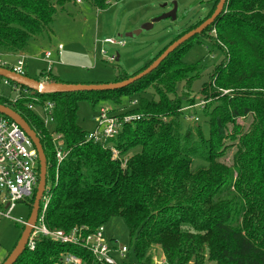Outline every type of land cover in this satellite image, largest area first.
<instances>
[{
	"label": "trees",
	"instance_id": "trees-1",
	"mask_svg": "<svg viewBox=\"0 0 264 264\" xmlns=\"http://www.w3.org/2000/svg\"><path fill=\"white\" fill-rule=\"evenodd\" d=\"M67 1L0 0V52L21 51L31 37L48 32L57 9ZM86 1L97 10L109 5V0ZM218 1L208 0L204 17L186 26L139 70L120 73L113 82L149 66L168 45L208 18ZM199 35L223 53L199 93L190 89L201 70L199 62L181 60L195 35L123 88L28 91L14 103L0 98L40 139L46 183L51 184L44 215L49 228L84 226L88 234L118 217L134 239L135 259L141 264H153L149 250L156 245L168 264H264V0H226ZM47 75L51 82L103 83ZM123 97L130 104L121 106ZM81 100L91 105L112 102L116 108L108 114L117 118V134L98 141L88 138L77 122ZM46 101L52 102L53 120L47 125L35 110ZM195 107L203 112L207 137L196 117H189L193 124L182 126L183 116ZM128 115L138 117L124 121ZM239 119L249 120L248 125ZM56 136L65 154L59 163ZM34 197L26 201L30 210ZM63 253L92 264L85 247L41 235L34 249L25 248L13 264H64Z\"/></svg>",
	"mask_w": 264,
	"mask_h": 264
},
{
	"label": "rangeland",
	"instance_id": "rangeland-1",
	"mask_svg": "<svg viewBox=\"0 0 264 264\" xmlns=\"http://www.w3.org/2000/svg\"><path fill=\"white\" fill-rule=\"evenodd\" d=\"M109 3L105 9L97 10L86 0H68L62 8H58L49 31L31 37L23 49L26 53L24 71L28 77L40 81L43 79L40 71L45 68L42 59L45 51H51V60L55 61L52 65V75L63 80L76 82L99 80L109 83L113 82L120 73L126 72L131 75L150 61L171 39L182 33L186 26L204 17L210 6L208 0H109ZM173 3L176 4L175 19L164 18L153 22L151 28L142 29L138 34L126 35L169 12ZM105 38L122 39L125 43L123 46L101 44ZM59 44L63 47L61 56L55 54L54 49ZM101 46L107 55L115 57L118 55V60L109 61L105 55L101 56L99 53ZM15 53L20 54V51L12 54ZM5 58L10 62L15 59L14 56ZM222 58V51L213 46L211 41L201 35L195 37L191 47L181 56L183 62H199L201 67L197 77L191 82L192 93H199L203 83L209 80L214 66ZM0 88L4 94L11 98L15 97L9 86L2 84L1 77ZM131 99L135 100L136 96H132ZM121 102V106L130 104L127 97H123ZM101 108L116 107L110 101L100 100L93 105L86 100L79 101L77 111L79 125L89 133L94 132L97 127L95 116ZM36 112L42 115L41 108ZM190 116L198 119V125L207 137L208 126L200 107H195L190 114L186 113V116H183L181 122L184 128L189 123L193 124V120L189 119ZM238 122L246 127L249 120L239 119ZM135 150L137 149L129 151L126 156ZM231 155L232 150L229 151L228 157ZM29 212L27 202L18 201L11 210L10 217H0V261L13 249L22 231V224L16 220L26 221ZM105 235L107 239L114 238L117 246H126L127 259L135 261L134 239L130 238L121 218H113L105 225ZM149 253L153 257L160 255L159 248L156 250L151 247Z\"/></svg>",
	"mask_w": 264,
	"mask_h": 264
},
{
	"label": "built area",
	"instance_id": "built-area-1",
	"mask_svg": "<svg viewBox=\"0 0 264 264\" xmlns=\"http://www.w3.org/2000/svg\"><path fill=\"white\" fill-rule=\"evenodd\" d=\"M80 1V0H76ZM109 2V1H108ZM110 4V3H109ZM102 43H111L123 46L122 39L105 38ZM55 54L62 55V45H56ZM101 56L109 61L116 59L114 55H107L106 51L101 46L99 49ZM12 53L0 52V66L7 68L14 73L24 75L25 57L24 55L17 54L15 59L10 62L6 56H13ZM52 52L45 51L43 54V61L45 68L42 76L44 82H48V73L52 70V65L55 61L51 60ZM2 78V84L9 86L11 92L15 93V97L11 98L9 95L4 94L0 88V98H4L11 103L17 101L29 90L9 79ZM199 104H202L200 102ZM42 118L44 124L47 125L52 122V102L46 101L41 106ZM37 110V109H35ZM136 115H128L124 117V121L137 118ZM97 127L94 132L88 134V138L94 141L104 140L106 137H112L118 132L117 118L108 114V109L101 108L98 116L95 118ZM55 143V157L59 163L63 157L62 140L60 136L54 138ZM113 157H117V152L113 151ZM38 157L36 149L31 139L24 133V131L14 121L8 117L0 114V217H10V212L18 201H28L36 191L38 183ZM55 180H57V173H55ZM51 184L45 185L44 192L39 201V209L37 218L31 228L25 248L33 250L35 246V238L39 235L48 237L56 242L71 243L78 246L85 247L92 256V264H141L136 259L129 261L127 259L128 248L124 245L116 244L114 238L107 239L105 235V228L100 226L95 231L84 234V226L73 227L70 231H65L60 228H49L45 224L44 215L51 198ZM23 226L26 221L16 220ZM16 222V223H17ZM158 250L160 255L152 257L153 264H168L166 258L161 252L159 246H153ZM61 261L64 264H83L82 259L72 253L61 254ZM121 259V260H120Z\"/></svg>",
	"mask_w": 264,
	"mask_h": 264
},
{
	"label": "water",
	"instance_id": "water-1",
	"mask_svg": "<svg viewBox=\"0 0 264 264\" xmlns=\"http://www.w3.org/2000/svg\"><path fill=\"white\" fill-rule=\"evenodd\" d=\"M225 1L226 0H219L218 3L216 4L213 13L208 18H206L203 22H201L197 27L187 31L179 38H177L175 41H173L170 45H168L166 49L155 60H153L149 66H147L139 73L127 79L116 82H109V83H63V82H51V81L44 82V81L36 80L34 78H30L27 75L14 73L13 71L1 66H0V77L9 79L12 82H15L23 87L28 88L29 90H31L32 94L36 92L56 93V92H71V91H88V92L106 91V90L123 88L135 82L136 80L142 78L149 72H151L158 63H160L166 56H168L173 50L179 47L182 43L186 42L195 35L201 34L217 18V16L219 15V13L221 12L224 6ZM175 11H176V4L173 3V7L169 12L154 18L150 23H146L142 25V27L139 30L134 31L132 33H128L126 35L133 36L134 34H138L142 29L151 28L153 22L159 21L164 18L170 17L172 19H175ZM115 60H118V55L116 56ZM0 114L8 117L16 124H18L19 127L24 131V133L31 139L36 149V153L38 157V168H39L38 183L30 213L13 249L9 252L7 257L1 263V264H13L17 260V258L22 254V252L25 250V245L28 236L37 218L39 201L44 192V188L46 185L47 162L39 137L34 132V130L30 128V126L24 120V118L15 110H13L11 107L3 104H0Z\"/></svg>",
	"mask_w": 264,
	"mask_h": 264
},
{
	"label": "crops",
	"instance_id": "crops-1",
	"mask_svg": "<svg viewBox=\"0 0 264 264\" xmlns=\"http://www.w3.org/2000/svg\"><path fill=\"white\" fill-rule=\"evenodd\" d=\"M17 54H19V53H15V55H13L14 57L17 55ZM20 55H26V53L24 52V50H21L20 51ZM26 58V57H25ZM118 58H119V56H118ZM52 71V70H51ZM74 82H76V81H74Z\"/></svg>",
	"mask_w": 264,
	"mask_h": 264
},
{
	"label": "flooded vegetation",
	"instance_id": "flooded-vegetation-1",
	"mask_svg": "<svg viewBox=\"0 0 264 264\" xmlns=\"http://www.w3.org/2000/svg\"><path fill=\"white\" fill-rule=\"evenodd\" d=\"M9 254V253H8ZM0 262H2V261H0Z\"/></svg>",
	"mask_w": 264,
	"mask_h": 264
}]
</instances>
